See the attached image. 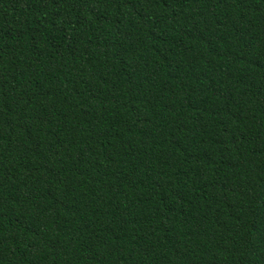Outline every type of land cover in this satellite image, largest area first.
<instances>
[{
    "label": "trees",
    "instance_id": "16d2710c",
    "mask_svg": "<svg viewBox=\"0 0 264 264\" xmlns=\"http://www.w3.org/2000/svg\"><path fill=\"white\" fill-rule=\"evenodd\" d=\"M0 264H264V0H0Z\"/></svg>",
    "mask_w": 264,
    "mask_h": 264
}]
</instances>
